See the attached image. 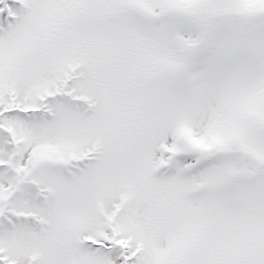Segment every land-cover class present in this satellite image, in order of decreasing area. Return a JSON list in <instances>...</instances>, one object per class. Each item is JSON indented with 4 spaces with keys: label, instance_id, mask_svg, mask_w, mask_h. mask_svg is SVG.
<instances>
[{
    "label": "snow or ice",
    "instance_id": "obj_1",
    "mask_svg": "<svg viewBox=\"0 0 264 264\" xmlns=\"http://www.w3.org/2000/svg\"><path fill=\"white\" fill-rule=\"evenodd\" d=\"M0 264H264V0H0Z\"/></svg>",
    "mask_w": 264,
    "mask_h": 264
}]
</instances>
